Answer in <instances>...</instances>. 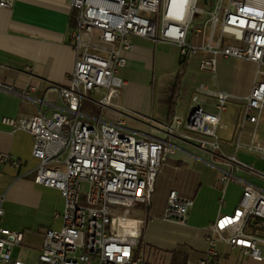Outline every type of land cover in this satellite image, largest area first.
<instances>
[{"label": "built area", "instance_id": "1", "mask_svg": "<svg viewBox=\"0 0 264 264\" xmlns=\"http://www.w3.org/2000/svg\"><path fill=\"white\" fill-rule=\"evenodd\" d=\"M13 2L0 0V7L10 8ZM69 6L75 11L69 32L74 68L67 85L51 88L62 107L50 115L39 110L29 117L1 120L32 136L31 154L39 161L33 181L60 192L63 209L54 218L60 217L61 225L44 229L34 263L14 256L23 232L0 229V264H143L135 250L146 219L136 211H147L162 162L175 152V135L193 138L218 168L219 206L229 183L241 188L234 210L219 213L206 227V250L196 264H211L218 242L263 262L264 188L238 173L264 181V167L255 168L238 155L243 152L264 162V0H69ZM132 36L177 45L180 63L197 56L198 70L212 79L219 59L255 64L252 88L240 98L231 152L224 150L219 130L226 128L221 118L233 96L205 82L194 89L184 120L162 124L165 137L128 130L120 118L110 121L81 111L85 99L101 112L117 107L125 82L116 72L126 63L122 53L132 47ZM0 89L23 94L2 83ZM101 90L99 98H88ZM209 98L214 112L203 107ZM0 163L18 165L5 152L0 153ZM192 204L171 189L162 219L184 225Z\"/></svg>", "mask_w": 264, "mask_h": 264}, {"label": "crops", "instance_id": "2", "mask_svg": "<svg viewBox=\"0 0 264 264\" xmlns=\"http://www.w3.org/2000/svg\"><path fill=\"white\" fill-rule=\"evenodd\" d=\"M74 23L75 11L69 6V0H14L10 8L0 7V83L23 93L0 89V153H8L18 162L17 166L0 163V195L3 196L0 229L22 231L24 236L20 245L34 247L37 255L44 229L55 228L56 220L61 219L54 218V213L62 211L63 199L57 189L33 181L39 161L31 154L32 136L24 130H13L1 120L4 117H29L39 110L50 115L54 109L62 107L56 91L51 88L67 85L73 71L75 55L69 32ZM131 42L132 47L122 53L126 63L116 72L125 82L117 107L101 112L95 103L85 99L81 111L110 121L120 118L128 130L165 137L161 128L167 122L164 99L181 64L179 49L172 43L138 36H132ZM197 64V56L187 61L172 118L185 119L191 95L200 82L227 91L233 96L230 102L235 111L222 114L221 121L226 128L219 132L224 150L231 152L242 105L240 98L252 88L255 64L245 59H219L214 79L200 72ZM193 65L198 72L195 77ZM102 93L103 90L91 92L88 98L97 99ZM40 99L44 102H39ZM204 100V109L214 112V100ZM171 142L175 152L166 155L162 162L147 211H136L146 219L135 250L143 264H196L206 250V227L219 213H231L241 195V188L229 183L224 204L219 206V170L209 154L201 151L193 138L175 135ZM238 156L255 168L264 167V162L252 155L240 152ZM238 175L262 187V180L244 171ZM171 189L180 197L193 201L184 225L162 219ZM234 191H237L235 198L231 196ZM19 246L15 248L14 256L34 263L37 255L35 261L22 259ZM216 249L218 255L211 264H264L228 243L218 242Z\"/></svg>", "mask_w": 264, "mask_h": 264}, {"label": "trees", "instance_id": "3", "mask_svg": "<svg viewBox=\"0 0 264 264\" xmlns=\"http://www.w3.org/2000/svg\"><path fill=\"white\" fill-rule=\"evenodd\" d=\"M187 62L181 63L180 67L175 75L174 80L168 86L167 95L164 99V103L167 106L166 118L167 122L171 121L174 114V106L177 100L178 93L181 89L182 76L186 70Z\"/></svg>", "mask_w": 264, "mask_h": 264}, {"label": "rangeland", "instance_id": "4", "mask_svg": "<svg viewBox=\"0 0 264 264\" xmlns=\"http://www.w3.org/2000/svg\"><path fill=\"white\" fill-rule=\"evenodd\" d=\"M189 72V71H188ZM193 75L194 77L198 75L197 69L193 65ZM235 107L231 104L230 99L227 101V111L223 114V116L227 114L234 113ZM263 131V128L261 129ZM261 185L264 188V181H261ZM232 190V188H230ZM237 195V191L232 192L231 196L235 198ZM61 219L56 220L55 224L53 225L55 228L60 227ZM37 255V249L32 246H26L24 244L19 246V256L22 259H27L28 261H35V257Z\"/></svg>", "mask_w": 264, "mask_h": 264}]
</instances>
